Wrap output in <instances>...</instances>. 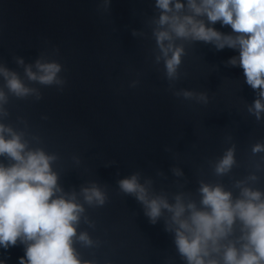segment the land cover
Here are the masks:
<instances>
[{
    "label": "clouds",
    "instance_id": "clouds-1",
    "mask_svg": "<svg viewBox=\"0 0 264 264\" xmlns=\"http://www.w3.org/2000/svg\"><path fill=\"white\" fill-rule=\"evenodd\" d=\"M111 2L100 0L97 11L110 13ZM154 10L157 14L146 24L155 42L153 64L162 65L167 90L182 101L207 105V92L176 87L186 75L181 72L186 44L204 42L217 51L236 50L239 55L226 66L243 69L244 82L255 93L246 111L257 123L264 122V0H155ZM217 22L232 32L217 30ZM132 35L146 33L134 30ZM58 56L55 46L40 51L33 63L13 55L22 73L0 61V248L23 246L19 264H114L107 253L99 257L102 249L115 251L116 246L107 229L97 234L100 222L90 214L110 203L108 184L86 180L78 190H66L61 155L48 150L45 137L26 117L12 120L11 108L18 107L13 101L39 102L41 87L64 91L68 80L62 73L67 69L52 58ZM139 84L137 78L128 87ZM224 143L222 154L207 160L211 179L197 180L195 192L157 191L156 181L164 176L159 170L155 178L138 170L116 182L120 194L142 206L150 224L163 220L183 264H264V140L249 146L243 175L234 171L242 165L233 137L226 136ZM71 161L74 168L81 166L80 156L72 155ZM171 171L184 177L179 167ZM165 264H174V258H166Z\"/></svg>",
    "mask_w": 264,
    "mask_h": 264
}]
</instances>
